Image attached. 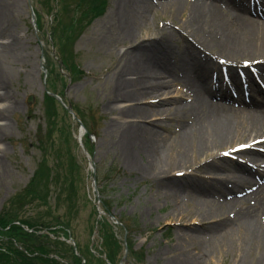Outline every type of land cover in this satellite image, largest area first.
I'll return each instance as SVG.
<instances>
[{"label":"bare ground","instance_id":"6f19581e","mask_svg":"<svg viewBox=\"0 0 264 264\" xmlns=\"http://www.w3.org/2000/svg\"><path fill=\"white\" fill-rule=\"evenodd\" d=\"M259 2L115 1L118 37L130 45L116 52L109 67L113 101L105 111L116 116L112 131L131 173L137 180L157 181L154 196L172 206L168 219L186 223L168 249V264H212L217 259L264 264V152L259 151L264 149V94L250 76L253 97L247 101L234 69L228 82L218 63H202L214 60L206 53L231 64L264 59V21L257 26L252 15L264 17L259 11L264 0ZM15 8L14 0H0V168L8 156L1 147L14 132L10 118L21 106L13 86L14 73L23 74L7 65L22 59L23 39L9 17ZM159 14H170L171 21L161 22L163 27L149 34V40L138 41L140 27L150 21L153 25ZM178 38L183 43L179 51L173 43ZM150 41L153 50L143 47ZM32 58L26 56V65ZM175 83L183 84L185 97L175 92ZM230 83L240 92L239 100ZM192 221L202 223L201 228L189 227ZM199 240L205 243L199 246Z\"/></svg>","mask_w":264,"mask_h":264},{"label":"rangeland","instance_id":"374dc122","mask_svg":"<svg viewBox=\"0 0 264 264\" xmlns=\"http://www.w3.org/2000/svg\"><path fill=\"white\" fill-rule=\"evenodd\" d=\"M14 1L16 8L9 17L14 32L23 39L22 59L7 65L19 69L23 76L14 73L13 90L20 94L21 106L10 118L13 135L1 147L7 149L8 156L0 168V216L8 214L4 218L12 221L15 213H50L71 223L69 228L58 226L66 233L59 234L61 241L72 250L79 242L88 244L97 256L95 249L103 243L101 228L105 221L121 245L122 255L127 233L135 244L125 264H168V249L176 243L177 230L186 223L168 219L172 206H164L154 196L157 181L137 180L136 173H131L112 131L116 116L105 111L113 101L109 97L113 89L109 67L115 55L130 45L121 43L118 37L116 0H108L101 12L82 0ZM170 17L159 14L153 25L151 21L143 24L138 41L159 31L163 27L160 23L171 21ZM253 19L257 26L264 21ZM27 55L33 58L26 65ZM132 77L135 79L133 75L129 78ZM173 89L180 90L178 86ZM66 107L77 113L76 120ZM78 121L84 122L93 136L92 144L87 136L81 143L78 141ZM46 180L49 193L43 190ZM32 192L41 194L45 201L29 202ZM110 217L115 218V224ZM133 219L142 228L131 233L127 227ZM188 226L201 228L202 223L192 221ZM202 241L205 243L197 241L199 246ZM192 250L201 252L200 248ZM60 260L61 264H79L71 257ZM81 261L85 264L84 259ZM223 263L217 259L212 264Z\"/></svg>","mask_w":264,"mask_h":264},{"label":"trees","instance_id":"16d2710c","mask_svg":"<svg viewBox=\"0 0 264 264\" xmlns=\"http://www.w3.org/2000/svg\"><path fill=\"white\" fill-rule=\"evenodd\" d=\"M82 1L90 5L91 9H95L96 12H101L108 0ZM43 188L46 193L50 192L49 180H46ZM35 201L45 200L41 197V194L37 195L36 192H32L29 202ZM7 215L0 216V227L3 230L0 231L3 232V234H0V264H61L62 260H58L64 257H71L79 264L83 262L81 259L85 260V264H106L107 261L110 264H119L123 256L121 245H119L111 227L105 221L102 223L101 228L103 231L101 237L104 236L103 243L95 249L98 256L92 252V248L88 244H81L78 241L77 247L80 259L74 254L71 247L61 241L59 235L62 232V235L66 236V233L58 226L62 225L64 228H69L70 222L60 220L50 213H34L33 216H26L27 213L25 215L15 213L12 221L4 218ZM24 227L32 232L26 231ZM140 228H142L140 222L136 219H133L128 227L131 233ZM128 245L130 254L134 249V242L131 238L128 239ZM102 257H105L107 261Z\"/></svg>","mask_w":264,"mask_h":264}]
</instances>
